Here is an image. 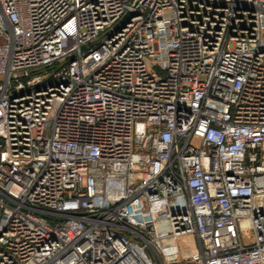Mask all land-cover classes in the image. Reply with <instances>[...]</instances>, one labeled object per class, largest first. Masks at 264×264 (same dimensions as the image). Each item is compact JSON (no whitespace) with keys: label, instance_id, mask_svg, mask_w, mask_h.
I'll return each mask as SVG.
<instances>
[{"label":"built area","instance_id":"obj_1","mask_svg":"<svg viewBox=\"0 0 264 264\" xmlns=\"http://www.w3.org/2000/svg\"><path fill=\"white\" fill-rule=\"evenodd\" d=\"M0 264H264V0H0Z\"/></svg>","mask_w":264,"mask_h":264},{"label":"water","instance_id":"obj_2","mask_svg":"<svg viewBox=\"0 0 264 264\" xmlns=\"http://www.w3.org/2000/svg\"><path fill=\"white\" fill-rule=\"evenodd\" d=\"M103 36H104V35H102V36L98 37L97 39L93 40L92 42L88 43V46L97 43V42H98ZM84 47H85V46H84ZM84 47H83V48H84Z\"/></svg>","mask_w":264,"mask_h":264}]
</instances>
